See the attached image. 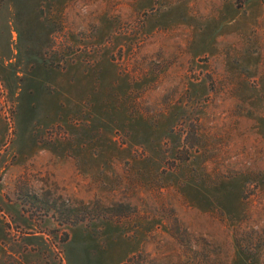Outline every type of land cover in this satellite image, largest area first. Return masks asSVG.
<instances>
[{"label": "rangeland", "instance_id": "rangeland-1", "mask_svg": "<svg viewBox=\"0 0 264 264\" xmlns=\"http://www.w3.org/2000/svg\"><path fill=\"white\" fill-rule=\"evenodd\" d=\"M0 264H264V0H0Z\"/></svg>", "mask_w": 264, "mask_h": 264}]
</instances>
